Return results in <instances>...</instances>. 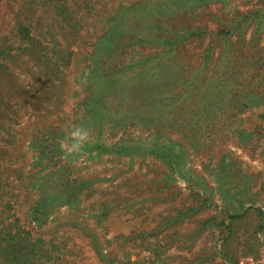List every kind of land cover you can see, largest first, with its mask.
<instances>
[{
	"label": "rangeland",
	"instance_id": "rangeland-1",
	"mask_svg": "<svg viewBox=\"0 0 264 264\" xmlns=\"http://www.w3.org/2000/svg\"><path fill=\"white\" fill-rule=\"evenodd\" d=\"M35 4L0 0V146L28 200L0 209V264H264V0ZM63 164L84 188L42 213L27 183L55 194Z\"/></svg>",
	"mask_w": 264,
	"mask_h": 264
},
{
	"label": "trees",
	"instance_id": "trees-1",
	"mask_svg": "<svg viewBox=\"0 0 264 264\" xmlns=\"http://www.w3.org/2000/svg\"><path fill=\"white\" fill-rule=\"evenodd\" d=\"M45 1L46 0H39V2H38V0H37V4H35V5H38L40 8H43V9H46V8H49L50 10L53 9L52 5L54 3V0H50L49 2H45ZM89 8L91 9V7H89ZM50 10H48V12H50ZM63 14H64V12H63ZM58 15L59 14H56L55 16L57 17ZM17 23H19V22H17ZM31 27L32 26H29V25L16 24L15 34L18 36V38L21 42L25 41V46L23 47V49L21 46L20 48H17L16 50L21 51V53H27V54L31 53L33 56L36 57V59H39V58L51 59L50 56L45 55L44 52H45L46 48L41 46L42 42L37 38V35L30 34ZM40 51H42L41 54H40ZM4 53H5V49L2 50V48H0V55L4 54ZM43 62L46 63L47 59ZM18 132L13 131L14 134H18ZM17 147H18V145H15L10 150V153H8V154L11 155L15 150H17ZM5 153H6V150H4L2 146H0V176H1V173L3 171V166L6 164L5 171L8 173L7 178L12 177L14 181H13V183L10 184L7 182L6 179H0V193L1 194L5 193V195H8V197H9V200L0 202V209H2L4 211H9V210H13V208H15V207H20L21 205H24L28 200H27V197L25 195L26 192L24 190V184L22 183V180L20 179V177H21V174H20L21 157L16 158L15 156H10L5 163L4 159L7 158V156L4 157ZM42 159H49L48 154H45ZM50 163H51V165H47L48 167L55 168L57 166L56 161H53ZM65 169H66L65 164H63L57 168V170L60 171L57 174V177H59V178L61 176L62 177L60 178V180H61L60 184L58 183L56 186H54L55 188H57L55 194H49V193L41 194V193H39V187L36 188V185L33 186V185L27 183V187L35 195V199L30 203V205H33L35 208L41 209L42 213H45V211L48 212L47 209L51 207L50 205L52 203L55 205L57 203H59V196H56L58 193L61 195H74L84 188L85 184H83V181L80 178L79 179L78 178H70L71 174L65 172ZM49 174H50V172L47 174V176ZM8 185H9V188L7 190ZM4 187L6 188L5 192L3 191ZM0 216L6 218V215L3 211L0 212ZM15 221H16V219H14V222ZM16 231L18 232L19 235L22 232V230H20V228H17ZM3 252H4V250H3ZM21 257H22V255H21ZM24 261H23L24 262L23 264H26V263L32 264V263L28 262V260H24Z\"/></svg>",
	"mask_w": 264,
	"mask_h": 264
},
{
	"label": "clouds",
	"instance_id": "clouds-1",
	"mask_svg": "<svg viewBox=\"0 0 264 264\" xmlns=\"http://www.w3.org/2000/svg\"><path fill=\"white\" fill-rule=\"evenodd\" d=\"M89 130L83 125H73L68 140L60 145L62 159L69 160L79 155L89 142Z\"/></svg>",
	"mask_w": 264,
	"mask_h": 264
}]
</instances>
